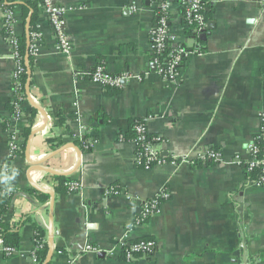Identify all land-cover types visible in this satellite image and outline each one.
<instances>
[{"label":"crops","instance_id":"0c3cea01","mask_svg":"<svg viewBox=\"0 0 264 264\" xmlns=\"http://www.w3.org/2000/svg\"><path fill=\"white\" fill-rule=\"evenodd\" d=\"M158 1L54 0L65 8L71 51L57 48L52 24L40 14V53L32 65L25 56V92L32 100L17 117L6 13L13 12L17 36L27 37L34 0H0V186L15 190L2 220L20 234L8 255L0 231V264H33L43 244L48 252L39 264L50 250L47 264H264V185H253L257 175L244 166L248 145L262 132L264 0L209 2L208 21L215 25L200 41L202 54L186 58L178 84L167 83L152 62L149 30ZM171 18L178 30L177 0ZM99 64L126 74L118 92L90 80ZM149 116L148 131L159 136L163 153L196 159L140 166L135 145L118 136L131 119ZM30 125L26 146L19 140L21 149L11 156L9 138ZM210 149L221 150L226 163L196 162ZM53 175L84 188L57 191ZM110 187L117 193L107 195ZM163 192L168 197H160L159 210L140 221L142 204ZM36 226L45 229L42 241ZM145 238L156 242L155 255L126 260L122 244Z\"/></svg>","mask_w":264,"mask_h":264},{"label":"built area","instance_id":"2783aa9c","mask_svg":"<svg viewBox=\"0 0 264 264\" xmlns=\"http://www.w3.org/2000/svg\"><path fill=\"white\" fill-rule=\"evenodd\" d=\"M175 0H159L156 11L155 24L149 30V38L152 48V62L156 66V72L167 83L178 84L181 80L182 68L186 58L190 54H202L200 41L204 33L208 32V19L205 15L207 4L212 0H177L181 6L180 28L177 30L172 26V3ZM43 13L47 16L48 21L58 38L57 48L64 53H70L71 43L68 36L64 32V21L61 14L65 11L63 7H57L54 0H41ZM131 11H137V5L133 4ZM6 36L13 49V58L15 61V70L13 72V109L18 117L26 113L25 110L32 100L31 94L25 92L22 81V75L26 73L25 65H23V56L19 51L18 36L15 29V19L13 12L10 10L6 13ZM191 35V36H190ZM30 43L27 48L29 57L34 59L40 53L43 41V34L40 30V24H36V28L29 33ZM169 48V50H167ZM90 80L106 89L122 88L126 74H114L108 71L103 64L97 65L91 72L88 73ZM149 116L144 119V122L134 126L135 137L127 139L124 133L119 134L118 140L121 142L130 141L136 147V158L139 164L144 163V168H152L155 165H165L168 162L177 164L180 162H192V156L185 155H165L163 151L156 146L157 138H148V120ZM261 134L255 137L248 145L247 151L250 156L245 162L247 173L257 172V177L251 182L255 186L264 185V146L258 144V138L264 137V115L262 117ZM11 156H15L20 151L21 146L17 135L13 134L10 138ZM92 146V143H87L86 147ZM197 158L204 161H212L218 164L226 163L223 159V154L219 149H210L207 152L198 154ZM5 171H9L5 168ZM69 192L82 191L83 183L78 180L71 179L66 182ZM117 191L110 187L106 190L107 195ZM168 197L167 192H163L146 202L141 206L140 221L149 215L157 212L160 208L161 198ZM39 241V247L41 246ZM89 247V246H88ZM3 251L10 255L15 250L11 246L3 245ZM156 242L150 238L137 239L135 242H124L122 244V253L126 260L135 261L143 256H154L156 253ZM94 250V248L92 249ZM95 252L100 251L98 248ZM137 253H140L137 255ZM33 264H39V258L35 253L33 255Z\"/></svg>","mask_w":264,"mask_h":264},{"label":"trees","instance_id":"16d2710c","mask_svg":"<svg viewBox=\"0 0 264 264\" xmlns=\"http://www.w3.org/2000/svg\"><path fill=\"white\" fill-rule=\"evenodd\" d=\"M31 6H32L33 9L31 10L32 12H31V17H30L31 21H30L29 33L32 32L36 28L37 20H38L40 14H44L43 13V7H42V4H41V0H34V2L31 3ZM28 12L29 11H28V7H27V8H25L24 15L26 13H28ZM205 15H206L207 19L209 20V18L211 17L210 16V12L205 10ZM18 44H19V51H20L21 55L23 56V65H25V56L27 54V48H28L27 37H26L25 33H23L22 35H20L18 37ZM167 50H169V48H167ZM153 55L154 54H152V56ZM34 60L35 59L32 56L29 57L30 65H32L34 63ZM26 78H27V75H26V73H24L22 75V81H23V85H24V90H25ZM106 89L109 92H118L121 88L106 87ZM12 110H13V113H14L13 103H12ZM36 113H37L36 110L34 108H32L31 112H30V115H29V119H30V124L31 125L33 123V120H34V117H35ZM60 119H61V121L65 120L62 116H60ZM142 122H144L143 118H134V119L130 120L129 129H128L127 132L124 133L127 139H131V138L135 137L136 133H135V130H134V126L136 124H139V123H142ZM31 125L28 128H26L24 130V132H21V133L18 132L16 134L17 138H18V141L22 140L23 148L26 146L28 138L30 136ZM5 128L6 129L8 128V124H5ZM147 136H148L149 139L150 138H154V137L157 138L156 139V143L160 141L159 140V136L153 135L150 132H148ZM258 144L261 147L264 146V137H262V138L259 137L258 138ZM199 161L201 162L202 160L201 159H197L196 162H199ZM204 162L213 163L212 161H204ZM4 165L0 164V167H3ZM140 166H142L143 168L145 167L143 162L140 163ZM250 174L252 176H255L257 174V172L254 171V172H252ZM53 177L56 178L58 180V182H59L58 185H57V188H56L57 191L67 190L66 182H68L70 180L69 177L60 176V175H53ZM14 194H15V190H13L11 187H9V186H0V231L3 230V234H2L1 237H2V240H3V243H4L5 246H12V247L17 248L19 246V244H20V234H19V232L17 230L12 229L8 224L4 223L3 220H2V215L5 213V211H7L8 207L11 205V202H12V199L14 197ZM40 197L43 198L42 200L44 202L49 199V195L46 194V193H41ZM35 228L37 230V235H36L37 239L42 241L43 240V236L45 235V229L40 228V226H36ZM135 241H136V239L131 240L129 242H135ZM47 252H48V246H47V244H43L37 250L36 254H37L38 258L41 261H44L46 256H47ZM139 254L140 253H137V255H139Z\"/></svg>","mask_w":264,"mask_h":264},{"label":"water","instance_id":"95a60500","mask_svg":"<svg viewBox=\"0 0 264 264\" xmlns=\"http://www.w3.org/2000/svg\"><path fill=\"white\" fill-rule=\"evenodd\" d=\"M30 21H31V18H29L28 21H27V39H28L27 43H28V46H29V43H30V38H29ZM214 25H215L214 21H208V31H210ZM208 35H209V32L204 33L203 36H202V39L206 40ZM28 60H29V54L27 53L26 54V61H28ZM29 74H30V72H29ZM28 86H29V82H28ZM163 154L166 155V153H163ZM195 159H196V157H192V160H195ZM52 173H58V172H53L52 171ZM35 187L37 188V186H35ZM52 225H53V217H52V215H50V222H49V226H48V230H49L48 244H49L50 248L52 247V242H53V228H52ZM51 252L52 251L50 250L48 258H47L45 264H47L49 262V260L51 259V256H52Z\"/></svg>","mask_w":264,"mask_h":264},{"label":"rangeland","instance_id":"374dc122","mask_svg":"<svg viewBox=\"0 0 264 264\" xmlns=\"http://www.w3.org/2000/svg\"><path fill=\"white\" fill-rule=\"evenodd\" d=\"M25 112H26V110H25ZM27 114V113H26ZM21 115H23V114H21ZM30 115V114H29Z\"/></svg>","mask_w":264,"mask_h":264}]
</instances>
